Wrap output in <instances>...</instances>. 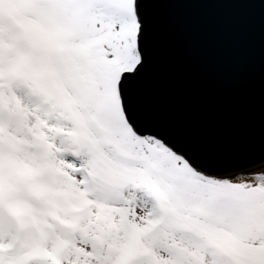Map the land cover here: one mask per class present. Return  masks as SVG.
I'll return each mask as SVG.
<instances>
[{"label":"snow or ice","instance_id":"obj_1","mask_svg":"<svg viewBox=\"0 0 264 264\" xmlns=\"http://www.w3.org/2000/svg\"><path fill=\"white\" fill-rule=\"evenodd\" d=\"M187 3L0 0V264H264L259 118L198 134L154 94L157 18Z\"/></svg>","mask_w":264,"mask_h":264},{"label":"water","instance_id":"obj_2","mask_svg":"<svg viewBox=\"0 0 264 264\" xmlns=\"http://www.w3.org/2000/svg\"><path fill=\"white\" fill-rule=\"evenodd\" d=\"M154 94L198 134L227 137L258 122L262 52L259 6L187 3L157 18Z\"/></svg>","mask_w":264,"mask_h":264}]
</instances>
